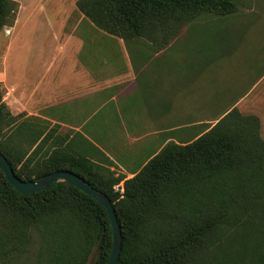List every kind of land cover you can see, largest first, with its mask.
<instances>
[{
  "label": "trees",
  "instance_id": "trees-1",
  "mask_svg": "<svg viewBox=\"0 0 264 264\" xmlns=\"http://www.w3.org/2000/svg\"><path fill=\"white\" fill-rule=\"evenodd\" d=\"M96 27L123 39L163 42L204 13L227 16L234 0H76ZM12 10L0 0V31ZM158 48V47H157ZM0 87V152L25 181L69 170L107 195L121 229L116 264H264V140L260 122L236 107L196 138L170 141L131 177L89 155L68 132L19 118ZM79 134V133H78ZM89 144V142H88ZM121 183L122 193L114 188ZM36 244L31 264H106L111 229L102 205L59 182L23 194L0 170V264Z\"/></svg>",
  "mask_w": 264,
  "mask_h": 264
},
{
  "label": "rangeland",
  "instance_id": "rangeland-1",
  "mask_svg": "<svg viewBox=\"0 0 264 264\" xmlns=\"http://www.w3.org/2000/svg\"><path fill=\"white\" fill-rule=\"evenodd\" d=\"M10 1L12 10L0 31V87L13 115L19 118L25 115L19 112L21 76L37 72L36 79L44 89L43 79L58 70L56 55L71 60L74 47L107 37L105 43L121 42L130 53L137 45L166 50V57L172 62V87L181 93L175 98L178 115L174 116V122L184 121V117H189L187 121L201 118L195 117L196 112H188L187 116V106L202 104L205 114L211 112L214 99V114L205 116L203 124L212 125L236 102L235 97L246 92L235 107L258 117L264 140V0H234L237 11L223 17L209 12L201 14L184 24L166 44L160 33L158 42L144 37L123 39L105 33L78 11L76 0ZM183 111L187 115L179 114ZM97 119L96 116L92 121ZM35 251L36 244L15 264H31ZM93 258L94 254L90 264Z\"/></svg>",
  "mask_w": 264,
  "mask_h": 264
},
{
  "label": "crops",
  "instance_id": "crops-1",
  "mask_svg": "<svg viewBox=\"0 0 264 264\" xmlns=\"http://www.w3.org/2000/svg\"><path fill=\"white\" fill-rule=\"evenodd\" d=\"M105 41L107 37L79 44L68 61L56 55L58 70L43 79L44 89L37 72L21 76L19 112H25L22 118L37 117L48 126L58 125L59 133L64 129L90 156L101 159L94 146L112 161L111 169L129 178L167 142L196 138L216 103L213 99L211 112L205 114L202 104H189L187 113L196 112L195 117L201 118L174 122L175 98L181 93L172 87V62L166 50L137 45L130 53L121 42Z\"/></svg>",
  "mask_w": 264,
  "mask_h": 264
},
{
  "label": "water",
  "instance_id": "water-1",
  "mask_svg": "<svg viewBox=\"0 0 264 264\" xmlns=\"http://www.w3.org/2000/svg\"><path fill=\"white\" fill-rule=\"evenodd\" d=\"M0 170L6 181L18 192L27 194L44 190L59 182L72 185L99 202L104 208L111 229L110 251L106 264H116L121 249V229L112 202L78 174L69 170H58L41 176L37 180L25 181L18 178L10 164L0 152Z\"/></svg>",
  "mask_w": 264,
  "mask_h": 264
},
{
  "label": "built area",
  "instance_id": "built-area-1",
  "mask_svg": "<svg viewBox=\"0 0 264 264\" xmlns=\"http://www.w3.org/2000/svg\"><path fill=\"white\" fill-rule=\"evenodd\" d=\"M114 188H115L116 190H118L119 192H121V193H122V191H123V187H122V184H121V183L115 185Z\"/></svg>",
  "mask_w": 264,
  "mask_h": 264
}]
</instances>
